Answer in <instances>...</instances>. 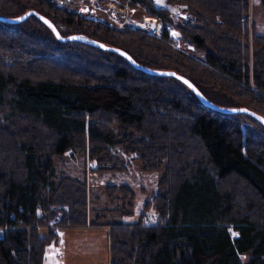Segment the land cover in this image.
<instances>
[{"label":"trees","instance_id":"16d2710c","mask_svg":"<svg viewBox=\"0 0 264 264\" xmlns=\"http://www.w3.org/2000/svg\"><path fill=\"white\" fill-rule=\"evenodd\" d=\"M126 1L155 18L154 35L91 21L54 0H0V16L34 10L62 36L119 48L142 66L186 77L217 106L264 116V36L252 31L249 40L248 0ZM171 8L180 10L175 26ZM169 28L203 58L173 48ZM110 146L161 175L142 208L154 209L155 223L144 224L143 212L136 222L101 223L109 227L108 264H264L261 124L210 110L176 79L145 74L113 53L58 42L34 16L0 22V264H42L52 236L38 227L56 216L69 228L106 221L113 211L88 219L85 183L57 176L52 156L86 147L90 159L110 164L97 170L119 171ZM103 191L131 209L126 184Z\"/></svg>","mask_w":264,"mask_h":264},{"label":"rangeland","instance_id":"374dc122","mask_svg":"<svg viewBox=\"0 0 264 264\" xmlns=\"http://www.w3.org/2000/svg\"><path fill=\"white\" fill-rule=\"evenodd\" d=\"M54 1L58 7L75 12L94 22L107 23L119 29L127 27L150 35L155 34V18L147 16L137 4L129 5L126 0L125 2L121 0ZM178 12L173 8L169 9L172 26L179 22ZM152 24L153 31L148 33L146 29L150 31ZM248 27L250 29V41L252 31L255 34L264 36V9L261 0H250V5L248 2ZM172 31H174V37L171 36ZM168 36L170 38L169 44L173 48L194 59L201 60L203 58L204 53L186 45L176 29L169 28ZM207 48L210 51L213 50L209 43H207ZM247 62L250 71V55H248ZM114 131H116L115 128ZM110 151L112 156L123 166L121 170L114 172L97 170L100 167L109 169L110 164H98L90 159L86 147L82 151L71 149L61 155L52 156V164L57 176L60 175V177L85 183L89 219L94 217V210L95 212L98 211V214H100L99 210L101 209L110 210L113 213H108L105 217L106 221L102 222L100 220L98 225L86 224L77 228L57 226L58 216H56L46 226H39L40 236H47V229H49L52 236L44 249L42 264H108L109 227L102 224L110 220L126 223L136 222L143 212L144 202L151 200L157 192L160 171H142L139 160L133 154H126L118 146H110ZM123 184L129 186L134 194L131 209H128L125 203L120 200L109 199L103 191V188L107 185L119 186ZM122 209L131 211V214H120L119 211ZM156 219L157 214L152 207L143 212L142 222L145 224H153ZM1 231L2 228H0V233ZM235 235V232L232 231L231 236L235 237ZM56 255H60V257L56 258ZM241 260L244 262L246 257L241 256Z\"/></svg>","mask_w":264,"mask_h":264},{"label":"water","instance_id":"95a60500","mask_svg":"<svg viewBox=\"0 0 264 264\" xmlns=\"http://www.w3.org/2000/svg\"><path fill=\"white\" fill-rule=\"evenodd\" d=\"M160 4V0H158V5ZM29 16H34L38 21H40L54 36V38L58 42H78L82 44H86L88 46L97 48L101 51H106L109 53H113L123 59H125L134 69L141 71L145 74L151 75V76H158V77H172L182 83L193 95L194 97L198 100V102L213 111L223 113V114H244L255 121H257L259 124H261L264 127V116L249 110L245 107H221L213 104L209 100H207L201 93L200 91L193 85L191 81H189L186 77L171 71V70H157V69H151L145 66H142L135 62L130 55H128L125 51L107 46L99 41H96L94 39L88 38L85 35L82 34H69L66 36L60 35L58 32L57 28L53 25V23L43 15L37 13L34 10H28L25 13L17 16V17H4L0 16V22L6 23V24H17L25 20Z\"/></svg>","mask_w":264,"mask_h":264},{"label":"crops","instance_id":"0c3cea01","mask_svg":"<svg viewBox=\"0 0 264 264\" xmlns=\"http://www.w3.org/2000/svg\"><path fill=\"white\" fill-rule=\"evenodd\" d=\"M249 2V5H250V0L248 1ZM87 215H88V213H87ZM88 219H89V215H88ZM123 223H126V222H123ZM145 224V223H144ZM107 228V227H106ZM57 242V241H56ZM56 258H58V257H60V255H56L55 256Z\"/></svg>","mask_w":264,"mask_h":264},{"label":"built area","instance_id":"2783aa9c","mask_svg":"<svg viewBox=\"0 0 264 264\" xmlns=\"http://www.w3.org/2000/svg\"><path fill=\"white\" fill-rule=\"evenodd\" d=\"M150 31H148L147 29H146V31L149 33H152V31H153V25H152V28L151 29H149Z\"/></svg>","mask_w":264,"mask_h":264},{"label":"bare ground","instance_id":"6f19581e","mask_svg":"<svg viewBox=\"0 0 264 264\" xmlns=\"http://www.w3.org/2000/svg\"><path fill=\"white\" fill-rule=\"evenodd\" d=\"M152 25H153V24H152ZM151 28H152V27H151ZM173 34H174V31H172V33H171V36H172V37H174V35H175V34H174V35H173Z\"/></svg>","mask_w":264,"mask_h":264}]
</instances>
